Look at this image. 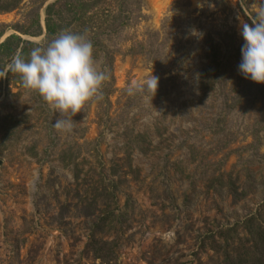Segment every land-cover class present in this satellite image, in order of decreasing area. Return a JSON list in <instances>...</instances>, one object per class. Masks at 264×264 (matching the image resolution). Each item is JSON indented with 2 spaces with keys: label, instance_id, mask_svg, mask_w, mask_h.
I'll return each mask as SVG.
<instances>
[{
  "label": "rangeland",
  "instance_id": "rangeland-1",
  "mask_svg": "<svg viewBox=\"0 0 264 264\" xmlns=\"http://www.w3.org/2000/svg\"><path fill=\"white\" fill-rule=\"evenodd\" d=\"M50 4L54 37L85 34L108 78L57 130L60 113L7 67L22 43L0 52V264H215L220 231L235 227L237 246L250 217L264 229V83L239 71L264 0H143L130 17L105 0L78 26L63 0H0V43L53 39ZM208 33L220 52L202 78ZM153 75L156 90L129 92Z\"/></svg>",
  "mask_w": 264,
  "mask_h": 264
},
{
  "label": "clouds",
  "instance_id": "clouds-1",
  "mask_svg": "<svg viewBox=\"0 0 264 264\" xmlns=\"http://www.w3.org/2000/svg\"><path fill=\"white\" fill-rule=\"evenodd\" d=\"M241 35L244 44L239 71L246 79L264 83V5L251 25L242 24ZM7 67L20 75L26 88L37 91L60 113L54 127L64 131L72 130V117L88 101L102 98V85L108 78L94 55L93 42L85 34L71 30H62L46 44L34 46L27 58L14 55ZM6 75L0 70V78ZM157 87L158 77L153 75L144 84L131 85L129 92Z\"/></svg>",
  "mask_w": 264,
  "mask_h": 264
},
{
  "label": "trees",
  "instance_id": "trees-1",
  "mask_svg": "<svg viewBox=\"0 0 264 264\" xmlns=\"http://www.w3.org/2000/svg\"><path fill=\"white\" fill-rule=\"evenodd\" d=\"M105 0H63V10L70 12L72 14V18L70 20V24L77 22H85V17L89 10L92 8L93 5H99L103 3ZM122 4H125V9L128 10L127 15L130 17L135 10L140 9L143 0H120ZM53 8L54 4H50L46 8V18H45V27H46V35L47 37H54L58 31H60V26L56 22L55 18L53 17ZM120 17L119 15H115ZM115 20V19H114ZM196 18H189L188 20V30H191L192 26L196 23ZM200 21V19H198ZM79 24L77 23V26ZM1 35V34H0ZM211 34H205L204 41L205 45L207 46V50L205 52V57L207 62L203 64L202 70V78L206 71L211 70V65L217 63V57L219 55L220 43L215 42L213 37L210 36ZM147 42V41H146ZM19 43H22L20 48L19 54H23L25 58L28 56V46L27 42L21 41L18 36L12 35L6 38L3 42L0 43V52L7 54L14 55L16 50L19 47ZM142 47V43L139 44ZM151 53V50L147 51ZM167 55H164L166 57ZM187 56V53H184V57ZM155 59V58H154ZM219 64V63H218ZM217 64V65H218ZM168 80V79H167ZM203 80V79H202ZM22 81V80H20ZM249 222L246 225L247 232L245 236V240L243 241L242 238H238V242L242 241V243L238 244L237 246H232L228 243L229 239H233V235L236 234L235 227L228 228L226 231H220L219 237H223V244L218 246V250H222L221 252V261H217V258L214 260L215 264H264V229L261 225L255 224V218L250 217L247 219ZM90 243L95 244L96 248H91L93 251L95 258H100L102 260L108 259V257H112V250L111 248L105 249V247H99L97 244L99 242L96 239H91ZM107 242H103V246H106ZM217 250V251H218ZM216 251V250H215ZM107 257V258H106Z\"/></svg>",
  "mask_w": 264,
  "mask_h": 264
}]
</instances>
